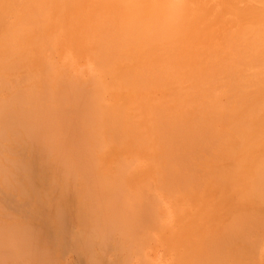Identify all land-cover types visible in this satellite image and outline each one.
Masks as SVG:
<instances>
[{
	"label": "bare ground",
	"instance_id": "6f19581e",
	"mask_svg": "<svg viewBox=\"0 0 264 264\" xmlns=\"http://www.w3.org/2000/svg\"><path fill=\"white\" fill-rule=\"evenodd\" d=\"M0 192L12 260L50 263L73 219L164 264H260L264 0H0Z\"/></svg>",
	"mask_w": 264,
	"mask_h": 264
},
{
	"label": "rangeland",
	"instance_id": "374dc122",
	"mask_svg": "<svg viewBox=\"0 0 264 264\" xmlns=\"http://www.w3.org/2000/svg\"><path fill=\"white\" fill-rule=\"evenodd\" d=\"M2 192H0V202L1 203H3L2 202ZM0 203V204H1ZM4 208V207H3ZM3 208H1V209H3ZM0 209V228H2V227H6V226H8L9 225V223L11 222V223H13V222H16V221H18V217L16 216V215H14V214H12V213H10L11 211H10V209L6 206V208H4V210L2 211ZM5 209H7V211L5 210ZM9 210V211H8ZM6 214H5V213ZM10 214L9 216L7 215V214ZM261 215H264V211L261 213ZM255 216H258V215H255ZM264 217V216H263ZM263 217H261V220L262 221H264V218ZM263 218V219H262ZM11 219H13V220H11ZM15 219V220H14ZM255 220H256V222L258 221V218H255ZM5 221V222H4ZM4 225V226H3ZM31 225V224H30ZM32 226V225H31ZM32 228L33 229H36L37 231H39V228H37V227H34V226H32ZM76 226H75V222H74V220L73 219H67L66 220V225H65V228L64 229H62V230H60V232H59V234H58V238H59V244L58 245H50V246H47V247H45L44 248V250H42L43 252H44V254L45 255H47L49 258H50V263H48V264H55V262H56V264L57 263H59V264H82V262H83V264H89L88 262L89 261H91V257L90 256H88V258H87V256L86 255H84V251H86L87 250V248H89V246H90V244H91V246L90 247H93V240H95V238L97 239V240H95L96 242H94L95 244H97L96 246L94 245V248L92 249L91 248V250H92V253H94V254H92L90 251V253L93 255V256H95V257H92V259L94 260V259H100L99 260V262L101 263V264H140L139 262H142V261H147V262H156V263H158V264H164L166 261L165 260H167V261H169L170 259L171 260H173V253L176 251V250H172V249H164V248H162V247H158V245H156L155 243V245H156V247L157 248H153V247H151L150 248V246H151V243L153 244V242H150V243H147L146 241H143V242H141V241H139V240H133L132 238L130 239H128V237H129V235L127 236L126 235V237L125 236H122L123 238L125 237V239H123L122 237H121V235L119 234V236H117L118 235V233H114V234H112L113 232H109V231H107V232H101V233H99V232H94V231H90V233H88L87 231H84V230H82V229H80V228H76ZM73 229H75L74 230V232H73ZM259 231H258V230ZM260 229L262 230H264V225L262 226V227H259V228H255V229H253L252 231H253V235H254V237H255V239L253 238L252 240H251V242L252 243H254L255 245L257 244V247L254 245V248L256 247V249L257 250H255L254 248H253V250H255V255L257 256L258 255V253L260 254V255H258V257H257V261L261 264V261L263 262L262 264H264V244H262V243H264V231L262 230V231H260ZM83 231L84 232V234L81 232V231ZM255 230V231H254ZM78 231V232H77ZM80 232V234L82 233V235L83 236H86L87 235V239L85 238V237H81L80 238V234H78ZM88 234H90V235H88ZM256 232V233H255ZM257 232H258V234H257ZM260 232H263L262 233V235L260 234ZM255 233V234H254ZM38 235H41V236H44V233H41V232H38L37 233ZM93 234H95V238L93 239ZM112 234V235H111ZM257 234V237L255 236ZM1 235V234H0ZM48 237H49V239L51 238V240L53 239V234H46ZM79 235V236H78ZM111 235V236H110ZM71 236H72V239H71ZM88 236H90L89 238H88ZM114 236V237H113ZM261 236H263V237H261ZM70 237V238H69ZM120 237V238H119ZM2 236H0V244H4V245H0V264H24V262H25V264H30L31 262H32V257H29L30 258V260L31 261H29V258L26 256L25 257V259H28V261L27 260H25L24 258H21V259H18V260H12L11 259V257L10 256H12V251H14V250H16L17 252H25V251H27V250H24V249H17V247L16 246H14V244H12V243H10V242H8V241H3V242H1L2 241ZM117 238V239H116ZM119 238V239H118ZM257 238L260 240H257ZM263 238V239H262ZM85 239V240H84ZM91 239V240H90ZM105 239V240H104ZM110 239V240H109ZM120 239H122V242H120L121 240ZM75 240H77V242L75 241ZM88 240H90V241H88ZM107 240V241H106ZM113 242H112V241ZM117 240V241H116ZM120 240V241H119ZM253 240H254V242H253ZM263 242H262V241ZM86 241V242H85ZM88 241V242H87ZM91 241H93V242H91ZM124 241H126L125 243L126 244H123L124 243ZM138 241L140 242V243H142V244H140V243H138ZM259 241V242H258ZM61 242H63V243H65L64 245H62L61 244ZM88 243V245L89 246H87V245H85V247H86V249H84L85 247H84V244L83 243ZM112 242V243H111ZM115 242H116V245L118 244L120 247H118V245H117V247H116V245H115ZM137 242V243H136ZM144 242H146V243H144ZM256 242V243H255ZM262 242V243H261ZM121 243H122V246L124 247H122L121 246ZM138 244L139 246H141L140 247V249H139V246L138 245H136V244ZM261 243V244H260ZM6 244V245H5ZM93 244V245H92ZM135 244V245H134ZM146 244V245H145ZM148 244H150V246L148 245ZM68 245V246H67ZM128 245V246H127ZM147 245H148V247H147ZM155 245H152V246H155ZM4 246V247H3ZM12 246V247H11ZM100 248H99V247ZM109 246L112 248V249H109ZM115 246V248L113 249V247ZM137 246V250H136V247ZM258 246H260L259 248H258ZM262 246V247H261ZM9 248L8 250H7V248ZM4 248V249H3ZM13 250H12V249ZM62 248H64V249H62ZM99 249V250H97L96 251V249ZM127 248H129L130 249V256L126 253V255H124L125 253L124 252H128L129 253V251H127V250H129V249H127ZM101 249H102V251H101ZM115 249H119V250H115ZM155 249V250H154ZM179 249V248H178ZM259 249V250H258ZM2 250H3V252H2ZM6 250V251H5ZM10 250V251H9ZM32 250H33V248H32ZM31 249H30V252L32 251ZM65 252H64V251ZM84 250V251H83ZM90 250V249H89ZM93 250H95L96 251V253H98V251H99V253L100 252H104L103 253V255L101 254L100 256H99V253L98 254H96L95 252H93ZM133 250H135V253H134V251ZM180 250V249H179ZM9 251V252H8ZM34 251H36V250H34ZM39 251V250H38ZM41 251V252H42ZM62 251H63V254H62ZM83 251V252H82ZM88 251V250H87ZM111 251H112V253H111ZM120 253H119V252ZM139 252L138 253V255H140V251H142L143 252V254L141 253V257L140 258H138L139 256H137V253L136 252ZM256 251H257V253H256ZM2 252V253H1ZM7 252V253H6ZM11 252V253H10ZM56 252V253H55ZM88 252V253H89ZM10 253V255H8ZM55 253V254H54ZM82 253H83V255H82ZM113 253H115V254H113ZM117 253V254H116ZM133 253V254H132ZM263 253V254H262ZM4 254H6V255H4ZM15 254V253H14ZM13 254V255H14ZM62 254V255H61ZM87 254V253H86ZM122 254H123V256H122ZM134 254H136L135 256L136 257H134L133 255ZM87 255H89V254H87ZM96 255L98 256L97 258H96ZM110 255H112V256H110ZM132 255V256H131ZM170 255H171V257H170ZM254 255V254H253ZM3 256V257H2ZM103 256V257H102ZM106 256V257H105ZM115 256V257H114ZM126 256V257H125ZM256 256H255V258H256ZM260 256H261V258H260ZM10 257V258H9ZM60 259H59V258ZM85 257L87 258V259H85ZM129 257V258H128ZM3 258V259H2ZM54 258H58V261H57V259L55 260ZM68 258V259H67ZM90 258V259H89ZM108 258V259H107ZM126 258V259H125ZM131 258V259H130ZM2 259V260H1ZM82 259V260H81ZM85 259V260H84ZM111 259V260H110ZM124 259V260H123ZM139 259H141V261L139 260ZM25 260V261H24ZM33 260L36 262H34V263H32V264H40L38 261H36L35 260V258L33 257ZM69 260V261H68ZM92 260V262H90V264L92 263H94V262H96V260L95 261H93ZM97 260V261H98ZM106 260V261H105ZM150 260V261H149ZM170 260V261H171ZM82 261V262H81ZM84 261H85V263H84ZM112 261V262H111ZM23 262V263H22ZM163 262V263H162ZM155 263V264H156ZM95 264H99V263H95Z\"/></svg>",
	"mask_w": 264,
	"mask_h": 264
}]
</instances>
